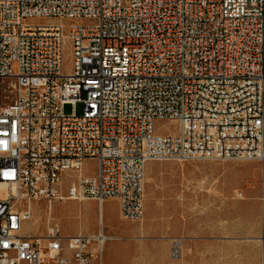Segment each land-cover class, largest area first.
I'll list each match as a JSON object with an SVG mask.
<instances>
[{
  "label": "built area",
  "instance_id": "1",
  "mask_svg": "<svg viewBox=\"0 0 264 264\" xmlns=\"http://www.w3.org/2000/svg\"><path fill=\"white\" fill-rule=\"evenodd\" d=\"M165 162H264V0H0V264H100V226L37 236L34 207L115 200L141 221Z\"/></svg>",
  "mask_w": 264,
  "mask_h": 264
},
{
  "label": "rangeland",
  "instance_id": "2",
  "mask_svg": "<svg viewBox=\"0 0 264 264\" xmlns=\"http://www.w3.org/2000/svg\"><path fill=\"white\" fill-rule=\"evenodd\" d=\"M65 64L67 73L69 50ZM72 111L73 106H65V115ZM76 113H82L81 105ZM174 126L156 125L161 133L174 131ZM95 169V162L87 161L82 173L93 175ZM76 176L62 178L64 192ZM263 187L264 162L151 163L145 172L141 221L121 219L110 202L115 200L105 202L102 226L108 241L100 264H264ZM33 212L25 229L37 236L50 224L64 236L99 232V205L93 200L40 203Z\"/></svg>",
  "mask_w": 264,
  "mask_h": 264
},
{
  "label": "crops",
  "instance_id": "3",
  "mask_svg": "<svg viewBox=\"0 0 264 264\" xmlns=\"http://www.w3.org/2000/svg\"><path fill=\"white\" fill-rule=\"evenodd\" d=\"M144 197H145V196H144ZM108 201H110V200H106L105 202H108ZM105 202L102 204V210H103V207H104ZM110 202L114 203V205H115L116 208H117V211H118L119 217H120L119 203H118L117 201H110ZM87 206H88V208L92 207L91 205H88V204H87ZM120 218H121V217H120ZM96 234H97V230H95L94 232L88 234L87 236H95ZM77 235H81V232H78Z\"/></svg>",
  "mask_w": 264,
  "mask_h": 264
},
{
  "label": "bare ground",
  "instance_id": "4",
  "mask_svg": "<svg viewBox=\"0 0 264 264\" xmlns=\"http://www.w3.org/2000/svg\"><path fill=\"white\" fill-rule=\"evenodd\" d=\"M244 103H251V96H244ZM102 206H99V217H100V220L101 222L99 223V226L102 228V230L104 229L103 228V219H102Z\"/></svg>",
  "mask_w": 264,
  "mask_h": 264
}]
</instances>
